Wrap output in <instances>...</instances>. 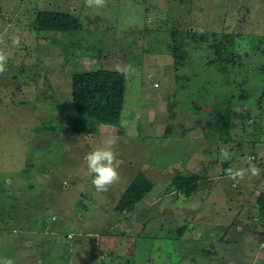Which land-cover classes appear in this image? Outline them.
Instances as JSON below:
<instances>
[{"label": "rangeland", "instance_id": "1", "mask_svg": "<svg viewBox=\"0 0 264 264\" xmlns=\"http://www.w3.org/2000/svg\"><path fill=\"white\" fill-rule=\"evenodd\" d=\"M39 8L71 11L82 27L39 29ZM0 40L9 53L0 74V260L264 264V0H106L103 8L0 0ZM117 65L136 70L120 117L92 121L86 133L44 125L64 124L73 70ZM227 106L226 130L219 120ZM109 135L118 138L121 178L97 192L84 157ZM249 156L260 175L231 185L224 173L246 167ZM205 168L203 199L168 191L177 171ZM138 171L154 181L150 201L144 195L134 210H117ZM70 209L80 215L70 230L36 222ZM102 228L111 239L99 257Z\"/></svg>", "mask_w": 264, "mask_h": 264}, {"label": "trees", "instance_id": "2", "mask_svg": "<svg viewBox=\"0 0 264 264\" xmlns=\"http://www.w3.org/2000/svg\"><path fill=\"white\" fill-rule=\"evenodd\" d=\"M35 16L36 25L39 29L69 30L82 27L80 16L71 11L39 8L36 10ZM223 45H225L224 41H221L218 50L220 53L219 59H222L224 54L225 46ZM127 77L118 72L117 68L106 66L73 70L70 80L72 82L71 110L68 112L64 124L57 126L45 123L44 125L55 129L59 127L61 129L66 128L76 133H86L91 129L92 121L101 125L120 117L125 103ZM230 110L231 106H227L226 113L219 120L220 125L226 124V130L231 120ZM26 169H29V167H26ZM200 177L201 175L197 172L177 171L172 177L173 187L168 191L174 189L179 193L190 196L197 191ZM154 185V181L144 171H138L117 202L116 209L134 210L139 200ZM179 229V233L183 235L185 225Z\"/></svg>", "mask_w": 264, "mask_h": 264}, {"label": "clouds", "instance_id": "3", "mask_svg": "<svg viewBox=\"0 0 264 264\" xmlns=\"http://www.w3.org/2000/svg\"><path fill=\"white\" fill-rule=\"evenodd\" d=\"M87 7L103 8L106 6V0H85ZM13 46H19L20 37H11ZM4 41L0 40V44ZM9 60V53L3 48H0V74H4L7 71V65ZM117 71L126 77L134 73L136 70L132 65H125L121 67L117 65ZM117 137L109 135L105 137L99 146L95 147L92 151L88 152L84 161L87 165L88 173L92 176V184L97 192H107L109 188L119 182V161L117 159ZM221 156L224 160H229L231 154L226 148L221 149ZM254 157H244L242 163L246 167L232 168L229 167L226 170L227 176L233 181L243 180L246 176L258 177L261 173V169L254 162ZM0 264H14L12 259L0 260Z\"/></svg>", "mask_w": 264, "mask_h": 264}, {"label": "crops", "instance_id": "4", "mask_svg": "<svg viewBox=\"0 0 264 264\" xmlns=\"http://www.w3.org/2000/svg\"><path fill=\"white\" fill-rule=\"evenodd\" d=\"M258 144V143H257ZM226 163V162H225ZM226 165V164H225ZM224 165V166H225ZM203 167H204V165H203ZM229 168V167H228ZM204 172L206 171V173L204 174V173H202L201 171H199V170H196V169H194V170H192L191 172H197L198 174H200L201 175V177L199 178V187H198V189H197V191L196 192H194L193 194H192V196L193 195H195V197H203V193H201L202 192V188L200 187V185H202V183H203V178H205V175L208 173V175L207 176H211L210 174H209V172H207V169L205 168V170H203ZM224 174H226V173H224ZM232 184L231 185H235V186H240V184H239V181H233V180H231L230 181ZM204 185V184H203ZM225 185H227V186H229L228 185V181L226 182V184ZM242 187V186H241ZM152 190V189H151ZM150 190V191H151ZM240 190L242 191V188H240ZM149 191V192H150ZM172 191H174V190H172ZM176 191V190H175ZM148 192V193H149ZM177 192V195H185L184 193H179V191H176ZM147 193V194H148ZM153 193V194H152ZM151 194H152V196L154 195V198H157L156 196L157 195H159L161 192H156V191H154V192H152ZM147 194H145V196L147 195ZM168 194V193H167ZM167 194H165V196H167ZM170 194H172V193H170ZM260 195V197H262V195H264V191L261 193V194H259ZM189 197L188 195H185L183 198H185V197ZM191 196V195H190ZM147 197H148V199H149V201H150V195H147ZM259 197V198H260ZM194 199L195 198H192L190 201H194ZM201 199H203V198H201ZM201 199H200V201H201ZM76 203V202H75ZM152 204V203H151ZM72 205H75V204H72ZM201 208V205H199L198 206V208ZM76 208H78V207H76L75 206V209ZM196 208V207H195ZM72 209H73V207H72ZM72 209H70V211H68V212H66V213H64V215H55V214H52L51 215V217L49 218L48 216L46 217L45 216V218L46 219H43L42 220V218L40 219V217H39V219H37L36 218V222H40V223H42L41 221H46V220H48V221H46L47 222V226H52V225H55V226H60L62 229H64V227H67L69 230L71 229V228H73L72 226L76 223V221L78 220V219H80L79 217H80V215H78V210L76 211V212H74L73 214L71 213V211H72ZM131 219H132V217H131ZM127 222V221H129V219H123V220H121V222ZM35 221H34V223H36ZM45 222V223H46ZM125 222V223H126ZM132 223V222H131ZM119 224V223H118ZM130 226H132V225H130ZM60 228V229H61ZM105 233V229L104 228H102L101 229V231H100V234L101 235H105L104 234ZM127 233H125L124 234V236L126 235ZM105 237V236H104ZM108 238H110L111 239V237H107V239H106V237L105 238H98V237H96V241H95V243H96V246L94 247V250H95V248L96 249H100L101 251L103 250V249H101V243H106V241L108 240ZM107 244V243H106ZM107 246L109 247V245L107 244ZM95 252H96V250H95ZM103 252H104V250H103ZM96 254H99V253H97L96 252ZM99 257H101L102 255L101 254H99L98 255ZM109 258H111L110 257V255L108 256L107 255V257L106 258H104V259H102V261H101V263L103 264V263H107V260L109 259Z\"/></svg>", "mask_w": 264, "mask_h": 264}, {"label": "built area", "instance_id": "5", "mask_svg": "<svg viewBox=\"0 0 264 264\" xmlns=\"http://www.w3.org/2000/svg\"><path fill=\"white\" fill-rule=\"evenodd\" d=\"M73 234H74L73 231H69V232H68V236H70V237H72ZM96 252L99 253V254H101V250H100V249H96Z\"/></svg>", "mask_w": 264, "mask_h": 264}]
</instances>
